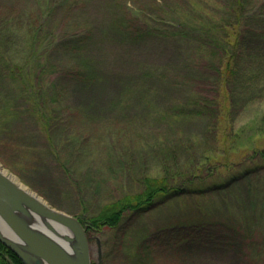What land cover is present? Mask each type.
<instances>
[{
	"label": "rangeland",
	"instance_id": "rangeland-1",
	"mask_svg": "<svg viewBox=\"0 0 264 264\" xmlns=\"http://www.w3.org/2000/svg\"><path fill=\"white\" fill-rule=\"evenodd\" d=\"M153 1L61 0L45 23L56 26L66 12L61 22L66 28L92 34L86 50L62 54L63 68L81 70L75 65L83 57L77 55H85L95 63L96 72L65 78L57 95V50L48 55L45 73L40 54L32 55L35 41L30 28L45 0H0V166L58 210L93 217L139 190L141 175L161 177L169 149L184 159L182 144L200 151L203 143L204 149L215 141L204 137L207 117L184 118L177 109L191 92L210 89L213 81L205 66L209 61L198 55V42L191 33L180 42L177 30H171L177 25L174 18L158 12ZM174 1L167 0L165 6ZM246 5L248 12L257 10L264 19V0H247ZM209 9L216 13L210 5ZM137 11L151 15L166 35L138 39L107 35L106 28L118 27L124 15L133 17ZM258 23L264 28V20ZM40 85L46 95L42 106L58 107L64 118L52 134L40 125L28 99ZM231 119L232 128L249 139L217 153L209 170L237 163L254 147L264 149V134L259 133L264 132V90L245 93ZM243 177L235 173L233 179H241L238 183L204 195L162 198L148 212L126 218L115 229L91 230L92 263L124 264L134 256L136 242L147 238L145 264H264V171ZM197 233L206 235L203 241L197 242Z\"/></svg>",
	"mask_w": 264,
	"mask_h": 264
},
{
	"label": "trees",
	"instance_id": "trees-1",
	"mask_svg": "<svg viewBox=\"0 0 264 264\" xmlns=\"http://www.w3.org/2000/svg\"><path fill=\"white\" fill-rule=\"evenodd\" d=\"M60 1L45 0L44 9L40 10L41 14L30 28L31 40L35 41L32 55L39 57L40 54V59L44 61V64L40 66L42 73H45L47 68L45 61L52 52L51 50H57L55 58L57 63L55 64L56 69L59 70V79L54 86L57 95L62 92V83H65V78L75 80L80 79L86 72H96L95 63L91 58H85V55H77L78 58L83 57V61L79 60L75 65L81 70L67 71L63 68L64 57L62 54L83 52L90 45L92 34L90 35L89 31L81 28H66L61 23L67 16L66 12L56 26L52 27V24L45 23V20L54 15L55 8L61 6ZM74 1L76 4V0ZM222 1L176 0L170 7L165 6L167 0H163L164 4L159 1L157 3L156 0L152 3L156 9L161 10L158 12L174 18L177 25H174L171 30H177V36L182 39L180 42L187 41V36L190 33L196 37L199 46L198 55L206 57L209 61L205 66L210 70L213 81L210 89L191 92L189 98L179 101L177 109L181 110V115L184 118L207 117L204 137L211 136L212 142L215 139L212 147L203 149L206 146V143H203L202 149L198 151L197 147L193 148V145L182 144L184 159H177L174 150L169 149L164 153L165 160L163 159V162L165 163L162 167L161 177L157 175L153 177L149 174L141 175L138 181L140 189L133 194H128L106 205L101 212L93 217L77 216L81 223L87 227L88 237L91 230L115 229L126 218L141 216L156 206L162 198L170 200L189 194L204 195L218 187L225 188V184L229 186V184L238 183L241 179H233L235 173L243 174L244 179L264 171V149L257 147L252 148V153L237 163L227 162L221 168L217 164L209 170V167L217 162V153H225L229 151L231 145L237 142L244 143L249 139V136L247 138L243 136L242 131L232 128L231 113L243 100L245 93L254 89L264 90V28L260 27L258 23L264 20L262 19L263 13L260 14L257 10L248 12L247 0ZM70 2L68 1V4ZM209 5L215 8L217 11H213L218 14L209 12L211 11ZM205 11L208 12L205 13ZM195 13L196 16H191ZM219 13L221 14L219 15ZM105 30L110 37H125L129 34L133 39L144 36L161 37L167 33L158 24L156 25L151 15L140 11H137L133 17L124 15L119 20L118 27L112 26ZM42 79V83L43 81L45 83V79ZM42 89H44L43 85H40L39 91L35 89L28 99L35 106L34 110H36L40 125L46 133L52 134V129L62 127L64 118L61 117L62 112L58 107L44 108L42 106L46 103L44 100L46 95ZM39 101L42 104H38ZM51 101L53 104L58 102V100ZM181 115L179 116L181 117ZM259 133L264 134L263 130H260ZM166 163L169 166L167 168ZM217 170H225L228 174L224 175L222 171L217 172ZM262 194L264 195V193ZM253 205L258 207L257 201ZM204 236L206 235L197 233L195 236L197 242L203 241ZM188 238V236L184 237L185 243ZM180 242L183 243L182 240L178 243ZM174 247L175 243L172 245V248ZM149 250L147 238H140L133 249V259L129 260L130 263L127 261L124 264H145L146 257L144 255L148 254ZM0 264L23 263L11 250L0 243Z\"/></svg>",
	"mask_w": 264,
	"mask_h": 264
},
{
	"label": "water",
	"instance_id": "water-1",
	"mask_svg": "<svg viewBox=\"0 0 264 264\" xmlns=\"http://www.w3.org/2000/svg\"><path fill=\"white\" fill-rule=\"evenodd\" d=\"M0 243L23 264H92L79 218L52 207L1 166Z\"/></svg>",
	"mask_w": 264,
	"mask_h": 264
},
{
	"label": "bare ground",
	"instance_id": "bare-ground-1",
	"mask_svg": "<svg viewBox=\"0 0 264 264\" xmlns=\"http://www.w3.org/2000/svg\"><path fill=\"white\" fill-rule=\"evenodd\" d=\"M6 173V172H5ZM15 179V178H14ZM16 180V179H15ZM17 181V180H16Z\"/></svg>",
	"mask_w": 264,
	"mask_h": 264
}]
</instances>
